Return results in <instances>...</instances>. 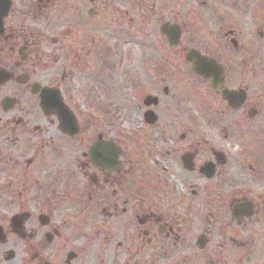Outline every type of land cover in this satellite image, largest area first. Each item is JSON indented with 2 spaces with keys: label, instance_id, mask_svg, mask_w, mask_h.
Returning <instances> with one entry per match:
<instances>
[{
  "label": "flooded vegetation",
  "instance_id": "1",
  "mask_svg": "<svg viewBox=\"0 0 264 264\" xmlns=\"http://www.w3.org/2000/svg\"><path fill=\"white\" fill-rule=\"evenodd\" d=\"M112 6L0 0V264H264V0H242L233 24L208 3L203 46L152 64L193 81L176 97L145 86L140 128L118 137L80 103ZM191 48L242 102L193 72Z\"/></svg>",
  "mask_w": 264,
  "mask_h": 264
},
{
  "label": "rangeland",
  "instance_id": "2",
  "mask_svg": "<svg viewBox=\"0 0 264 264\" xmlns=\"http://www.w3.org/2000/svg\"><path fill=\"white\" fill-rule=\"evenodd\" d=\"M228 1L233 4V8L215 0H112L113 6L107 10V19L99 21V28L105 30L107 42L102 31L95 34L98 57L96 68H100L98 82L80 74L84 85L92 88V97L95 98L83 95L80 99L82 107L98 117L100 125L109 123L112 135L117 137L122 131L140 128L142 118L138 104L142 99L137 93L145 86L149 91L155 88L157 81H154L158 78L155 74L158 73L152 70L155 68L153 62L162 64L164 60L185 59V53L177 56L169 46L167 37L160 33L162 23H177L183 29L181 45L177 50L193 46L200 48L208 36L206 33L215 28L208 3L210 9L228 24H233V19L239 18L236 10L242 6V0ZM208 20L210 25L206 22ZM111 21L114 23L110 24ZM243 38L247 39L245 36ZM107 44L109 52L106 51ZM133 51L138 53L137 60H134ZM182 66L174 64L169 67L174 77L158 78L162 85L171 88L172 97L181 93L180 88L185 81H193L190 76L181 75L180 72L184 70ZM137 82L143 85L139 84L138 87L135 85ZM167 100L165 106L169 107H196L192 101L177 104L169 95ZM204 128L209 139L218 138V130L208 126Z\"/></svg>",
  "mask_w": 264,
  "mask_h": 264
},
{
  "label": "water",
  "instance_id": "3",
  "mask_svg": "<svg viewBox=\"0 0 264 264\" xmlns=\"http://www.w3.org/2000/svg\"><path fill=\"white\" fill-rule=\"evenodd\" d=\"M162 33L167 34L170 40V44L175 46L179 44L180 37H181V31L178 26H170L167 24H164L162 26ZM188 60L194 61L193 70L205 78H211L212 84L215 88H222L224 95L229 99V101L234 104L236 101H238V96H236L235 92H230L222 87L221 77L222 72L220 70V73L217 72V68L214 67L211 64H206L207 59L202 56L197 51L191 50L189 51L187 55Z\"/></svg>",
  "mask_w": 264,
  "mask_h": 264
},
{
  "label": "bare ground",
  "instance_id": "4",
  "mask_svg": "<svg viewBox=\"0 0 264 264\" xmlns=\"http://www.w3.org/2000/svg\"><path fill=\"white\" fill-rule=\"evenodd\" d=\"M126 48H127V47H126ZM126 51H127V49H126ZM132 53H133V55H134V60H137V55H138V53H137L136 51H133Z\"/></svg>",
  "mask_w": 264,
  "mask_h": 264
}]
</instances>
